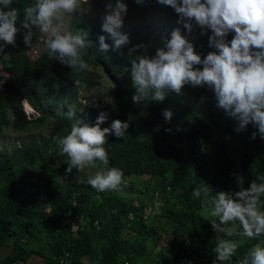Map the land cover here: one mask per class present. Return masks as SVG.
<instances>
[{"label":"trees","instance_id":"16d2710c","mask_svg":"<svg viewBox=\"0 0 264 264\" xmlns=\"http://www.w3.org/2000/svg\"><path fill=\"white\" fill-rule=\"evenodd\" d=\"M123 1L128 12L121 31L129 43L120 53L99 50L97 36L107 35L101 31V15L87 20L94 43L83 58L90 70H71L50 58L47 37L42 52L31 57L25 29L17 33L14 45L5 44L0 52L8 58L2 67L7 77L0 89V142L6 129L46 125L38 137L23 138L11 150L0 151V250L9 248L0 264H237L255 245L264 246V234L243 237L238 222L231 237L215 232L210 220L216 218L204 213L203 196H192L197 186L206 187L211 199L217 192L234 193L253 180L260 182L264 139L258 132L250 139L257 129L249 124L237 133L235 120L216 106L215 94L206 86L186 85L182 95L168 93L162 102L135 105L131 99L135 89L127 71L129 48L143 43L147 53L140 49L134 56H154L180 27L203 58L214 50L208 46L211 31L200 35L194 24L189 35L176 23L174 10L156 0ZM33 2L13 0L18 27L24 7ZM99 8L104 12L105 6ZM106 42L112 44L110 38ZM103 79L110 83L106 91L99 90ZM89 89L96 92L80 95ZM82 98L96 99V105L82 111ZM21 101L38 114L28 117ZM164 109L173 113L170 122L162 115ZM100 111L108 113L102 128L116 119L129 122L123 138L109 135L104 145L109 166L123 172L119 191L99 192L87 184L99 162L69 174L68 157L59 155L57 139L79 118L94 125ZM151 184L156 199L148 201L143 196ZM261 202L264 210V196ZM221 238L238 244L230 261L215 259L212 249Z\"/></svg>","mask_w":264,"mask_h":264},{"label":"clouds","instance_id":"9594fccd","mask_svg":"<svg viewBox=\"0 0 264 264\" xmlns=\"http://www.w3.org/2000/svg\"><path fill=\"white\" fill-rule=\"evenodd\" d=\"M88 0H34L23 9V20L17 26L19 11L12 7L13 0H0V52L3 46L14 45L17 33H24V43L33 39V28L47 35L44 41L48 56L54 58L71 70L78 72L90 70L84 60L85 52L91 48V29L77 27L73 31H64L65 18L73 16L79 3L82 7ZM145 0H135L142 4ZM159 5L171 7L178 16L176 23L183 24L189 35L193 25L205 35L209 30L208 46L213 51L207 55L197 54L188 36L182 34L180 27L171 31L165 48L156 49L154 56L134 53L148 45H133L127 51L132 86L135 93L131 97L135 105L142 102H162L168 93L183 94V88L205 86L215 94L217 107L224 109L227 116L235 120V131L243 132L249 124L257 131L251 134L255 140L257 132L264 139V0H156ZM81 7V8H82ZM7 9V10H5ZM128 5L123 0L115 4L105 3L101 31L107 35H98L99 50L120 53L129 43V37L121 29ZM232 33V38L228 36ZM112 40L110 45L106 42ZM25 100V99H24ZM22 102V101H21ZM31 114H38L29 112ZM165 121L170 122L173 113L164 109ZM133 119L129 114V121ZM108 120V113L100 111L95 124L79 118L68 134L57 139L59 155L67 156L66 169L71 173L75 168L99 162L100 167L87 184L93 189L119 191L123 183V172L109 166L108 153L104 147L109 135L123 138L129 128L128 121L113 120L109 127H101ZM158 130V129H157ZM171 131V129H166ZM253 180L248 188L241 187L234 193L220 191L211 199L206 187L197 186L192 191L194 198L203 196L204 213L216 219L210 220L215 232L233 236L238 222L243 237L255 238L264 234V210H261V197L264 196V176ZM238 244L231 239H219L212 249L218 261H230ZM127 262V261H125ZM237 264H264V246L255 245L249 254L237 261Z\"/></svg>","mask_w":264,"mask_h":264},{"label":"rangeland","instance_id":"374dc122","mask_svg":"<svg viewBox=\"0 0 264 264\" xmlns=\"http://www.w3.org/2000/svg\"><path fill=\"white\" fill-rule=\"evenodd\" d=\"M115 2H116V0H88L84 3L83 7L81 6L82 4L79 3L77 11L74 14V18H73V16H68L65 18L64 31H73L74 32L77 27L87 28V20L91 19L97 13H99L100 15L103 14V12L99 8V4H102L103 6H105V3H112L114 5ZM69 17L71 19L70 23H69L70 19H68ZM46 37H47L46 34L40 32V30L38 28H35V30L33 32V39L30 43L31 50L29 51V54L31 57L35 58V57H37V55H39L40 52H42L43 41ZM7 59L8 58L6 55L0 57V89H1L2 82L7 77L6 73L2 69L3 65L8 62ZM109 85H110V83L107 80L103 79V84L101 85L99 90L106 91V89ZM94 92H96V89L81 90L80 95L85 96L87 94H93ZM81 101H82L81 102L82 103V108H81L82 111H84L87 107H94L96 105V102H97L96 99H93L92 101H87V100H84V98H82ZM111 101H112V99L107 100V104L111 105ZM20 105L22 106L25 114L28 116L30 111L25 107L23 102H20ZM32 115H34V114H31L30 116H32ZM45 132H46V125H42V126H38V127H31L29 129H26L23 131H13L11 129H6L4 131V135H5L4 140H2L0 142V151L11 150L15 145L19 144L21 139L38 137V135H40L41 133H45ZM131 179H132V177H127V181H131ZM156 180L157 179L155 178L154 183L156 182ZM153 186L154 185L151 184L148 187L147 192H144L143 199L146 198L148 201H150L152 197L154 198V200L156 199V197L154 196L155 192L152 191ZM169 195H170L169 193L166 194V196H168V197H169ZM164 198H165V200L167 199L165 197V195H164ZM159 206L160 205H158V207ZM155 226H159V224L155 223L154 227ZM162 241H164L163 238L159 242L158 246L162 245ZM8 251H9V248H3L2 250H0V257L6 255L8 253Z\"/></svg>","mask_w":264,"mask_h":264},{"label":"built area","instance_id":"2783aa9c","mask_svg":"<svg viewBox=\"0 0 264 264\" xmlns=\"http://www.w3.org/2000/svg\"><path fill=\"white\" fill-rule=\"evenodd\" d=\"M124 264H127V262H124Z\"/></svg>","mask_w":264,"mask_h":264}]
</instances>
